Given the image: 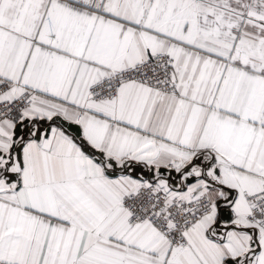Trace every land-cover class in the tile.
<instances>
[{
    "label": "snow or ice",
    "instance_id": "obj_1",
    "mask_svg": "<svg viewBox=\"0 0 264 264\" xmlns=\"http://www.w3.org/2000/svg\"><path fill=\"white\" fill-rule=\"evenodd\" d=\"M0 264H264V0H0Z\"/></svg>",
    "mask_w": 264,
    "mask_h": 264
}]
</instances>
